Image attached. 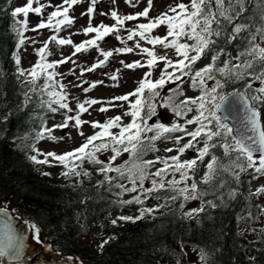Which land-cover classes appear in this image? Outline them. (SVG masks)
<instances>
[{"label": "snow or ice", "instance_id": "snow-or-ice-1", "mask_svg": "<svg viewBox=\"0 0 264 264\" xmlns=\"http://www.w3.org/2000/svg\"><path fill=\"white\" fill-rule=\"evenodd\" d=\"M81 2L82 0H63L61 5L54 6L47 20H40L32 31L49 28L59 32L63 27L71 25L74 23V18L69 16V9ZM34 3L38 6L33 7ZM98 3L99 0H90V6L81 15H88L90 18L96 15ZM126 3L131 5L132 0H126ZM147 4V7L134 15L121 16L114 9L110 13H101V15H111L115 21L112 25L101 22L94 27L90 19L83 33L85 35L95 33V36L79 44H73L70 38L50 36L43 42L42 47L36 49L39 58L30 69L20 68V56L15 55L14 62L19 75L24 76L25 83L31 85L29 92L35 94L39 91L42 95H46L48 99L42 100L41 103L46 104L51 112L65 110L63 122L54 125L53 128L75 127L78 134L84 136L82 127L89 123L94 130L93 134L87 136L78 147L60 154L54 151L41 153L33 146L36 154L30 155L28 159L37 165H51L52 161L58 162L64 168L60 175L66 178L90 176L91 174L82 167L85 161L98 165L97 171L104 177L103 181L97 182L98 186H103L105 183L112 185L116 180H126L127 184L123 182L116 184V187L120 189L118 194L122 196L126 192L137 193L131 199L120 200L121 204L143 205L154 192L161 190L175 193L169 198L172 201L178 197H182L184 201L200 200V207L183 213L186 218L192 219L204 211L205 203L209 207H217L212 200L206 202L203 200L208 193L199 190L195 178L198 163H202L205 157L210 156V160L205 166L206 170L200 183L210 184L221 177V174H226L238 184L241 174L249 170L253 179L264 176V121L261 120V108L258 107V105L264 106V0H189L188 4L181 2L170 6L167 12L160 13L154 18L149 17L153 0H147ZM44 7V4H39V0H27L23 6L12 9L11 17L17 25L13 28L18 37L17 48L25 42L24 31L27 30L29 13L42 15ZM20 14H23V20L15 19ZM140 17L148 18V22L126 29L127 40H134L138 36L139 40L135 42V49H139L141 54L147 56V59L143 63L139 60L132 61L125 64V67L129 69L147 67L149 71L144 73L132 92L113 97V100L128 103V109L124 115L130 116V121L123 123L121 116L108 118L103 123L82 120V114L87 113L92 105L101 101L88 99L78 102L75 109L70 107L68 94L64 91L65 85L55 80L57 73L54 69L58 64L69 62L71 57L48 61L49 42L55 41L61 46L72 45L74 48L72 55L96 47L103 59L86 69L81 68L82 74L85 71L92 72L107 64L114 52L131 53L135 50L126 45L103 50L99 49L98 41L104 40L109 35H116L117 40L123 43L124 38L119 35L120 28L125 21ZM162 25L166 26V35H151L153 29ZM140 40H144L152 47H142ZM157 45L165 50L172 48L177 59L173 60L167 55H157L155 52ZM232 47L236 50L235 56L231 54ZM209 54L210 62L199 69H194V65ZM222 56L227 58L220 63ZM160 62H163L164 67L161 69L159 78L153 80L151 79L152 69ZM121 63L124 62L121 61ZM73 71L70 69L69 74ZM185 77L189 78L191 88L198 90L199 95L189 97L184 94L181 83ZM111 78L115 81L118 76L113 75ZM41 79L44 82L38 86L37 82ZM209 81H212L211 86ZM238 81L245 82L242 88L225 91L228 85ZM86 83H91V87L94 88L103 82ZM169 83L176 84V87L169 89L167 95L161 96L160 90ZM254 83L258 86L253 87ZM84 91L88 89L85 88ZM178 96H184V99L177 103ZM25 97L30 99L28 93H25ZM130 97L135 99L130 100ZM107 103L111 104V101ZM53 105L56 106L53 107ZM158 106L170 110L174 116L171 124H165L162 121L149 123L154 117L160 115L157 111ZM99 110L107 112L108 108L102 106ZM192 112H195V115L188 119V114ZM179 117L185 118L183 123L175 119ZM231 120H235L236 124L233 125ZM188 125H195V128L189 131ZM114 128L119 130L114 132L112 131ZM45 132L49 134L50 139H57L51 135L52 129L48 128L38 133L37 139H43ZM148 133L153 134L149 136ZM172 133H183L174 137V148L165 149L166 152L175 151L176 155L156 156L151 160L143 159L146 151L157 150L154 144L156 140L171 138ZM166 134H168L167 137ZM185 137L190 139L181 145L180 142ZM217 148L222 152L220 156L215 154L214 150ZM193 149L196 152L194 157L181 159L186 151ZM107 152L111 155L106 160H101L99 154ZM124 154H128V159L116 164L117 158ZM41 155L43 159L38 158ZM156 164H160L161 167L151 171ZM110 173H115V176ZM42 174L51 175L48 172ZM168 176H171V179H167ZM146 180L150 181V187H145ZM225 185L226 181L223 178L219 179L217 187L223 188ZM262 193H264V185L259 186L253 194ZM229 195L234 196L235 189H231ZM218 199L222 200L223 195ZM161 207L164 205L158 204L152 208L140 207L138 215H123L117 219L135 223L143 219L146 213H154ZM180 207L183 208V204ZM13 219L14 217L6 207H0V264H5V261L7 264H24L26 237L17 234ZM117 219L112 220L113 225L117 223ZM28 228L32 231L36 243L42 244L41 229L35 223H28ZM112 239L115 237L102 241L98 246L99 249L103 250L104 245ZM44 247L46 251H51V245H44ZM206 258L207 254L201 249L199 252L201 264H206ZM73 259L61 257L55 264H64V260L72 261ZM36 264H46V262L37 260ZM177 264H180L179 260Z\"/></svg>", "mask_w": 264, "mask_h": 264}, {"label": "trees", "instance_id": "trees-1", "mask_svg": "<svg viewBox=\"0 0 264 264\" xmlns=\"http://www.w3.org/2000/svg\"><path fill=\"white\" fill-rule=\"evenodd\" d=\"M16 1L0 0L1 204L8 202L14 213L29 223H35L42 230L53 249L71 254L76 261L93 264H177L179 260L180 264H192V252L195 257L193 262L201 264L199 252L203 249L207 254L206 264H264V209L260 195L253 194L258 187L255 188L252 184L251 170L241 174L238 184L226 174H221V177L210 184L200 183L208 163L204 164V161L210 160V156L205 157L202 163H198L195 178L199 190L208 193L203 200H212L217 207L212 208L205 203L204 211L189 219L183 213L200 207L201 201H184L182 197L172 201L169 198L175 193L161 190L154 192L149 199L155 201L154 206L161 204L164 207L154 213H146L143 219L135 223L118 220V216L117 223L113 225L111 216L114 212L136 204L119 202L131 199L126 197L127 192L119 195L120 189L116 187L117 183L127 184L126 180H116L112 185L105 183L98 186L97 182L103 181L104 177L97 171L98 165L87 161L82 167L91 174L90 176L63 177L60 173L64 168L58 164L60 169L57 180L46 170V164L37 165L28 159L30 155L36 154L33 146L37 149L49 135L45 132L43 139H37V134L48 128L59 111L53 113L46 104L41 103L42 100L48 99L46 95L39 91L35 94L29 92L31 85L26 84L25 77L20 76L17 71L15 55L25 42L17 48L18 37L13 31L17 25L11 17ZM15 19L22 20L20 17ZM147 22L148 20H138L137 24ZM154 31L153 29L152 33ZM25 34L26 31L24 36ZM231 54L236 55L234 47L231 48ZM226 58L222 56L220 63ZM209 62L210 54L198 61L194 69H199ZM43 82L41 79L37 85H42ZM208 83L211 86L212 81ZM244 83L238 81L230 84L225 91L242 88ZM257 86L258 84H253V87ZM175 87L176 85L161 89V96L167 95L169 89ZM185 87L190 89L193 97L199 95L198 90L191 88L189 78L181 83L182 91L187 96ZM25 93H28L30 99L25 97ZM183 99L184 96H178L176 101L178 103ZM258 107L261 108L264 121V106ZM189 114L192 117L195 112ZM128 117L130 121L131 117ZM152 134L148 133L149 136ZM178 134L180 133H172L171 138L156 140L154 144L157 150L146 151L143 159L149 160L158 153L162 145ZM214 151L217 156L222 154L219 148ZM99 155L102 160V155L109 156L111 153ZM124 155L118 157L122 162L128 159V154ZM38 158L43 159L40 156ZM154 168L155 165L151 171H155ZM45 172L51 175H43ZM110 175L115 176V173ZM221 178L226 181V185L218 188L217 184ZM167 179H171V176ZM145 187H150V181H145ZM231 189H235L234 196L229 195ZM221 195L222 200L218 199ZM13 198L18 201L13 202ZM181 204L183 208L180 207ZM138 206L152 208L145 204ZM138 214L139 212L124 215ZM92 223L108 234L107 239L115 237L104 245L103 250H88L76 243L78 237L85 236L90 231Z\"/></svg>", "mask_w": 264, "mask_h": 264}, {"label": "rangeland", "instance_id": "rangeland-1", "mask_svg": "<svg viewBox=\"0 0 264 264\" xmlns=\"http://www.w3.org/2000/svg\"><path fill=\"white\" fill-rule=\"evenodd\" d=\"M100 7L97 9L99 15L97 17H89L88 15H81V13L86 12L87 8L90 6V0H82L81 3L74 5L69 9V16L74 18V23L69 26L63 27L59 32H54L52 29L43 28L37 31H32V29L40 22V20H47V16L50 12L54 10V6L61 5L63 0H39V4H44L45 7L42 10V15H37L30 12L28 15V26L25 34V45L18 51L20 56L21 63L20 68L30 69L32 65L38 60L36 49L43 46V42L48 40L52 35H57L60 38H70L73 41V44H79L82 41L91 39L95 36V33H89L85 35L83 29L88 26L89 20L91 19V24L95 27L101 22L106 25H112L115 23L111 15H101V13H110L113 9L118 12L119 15H129L135 14L142 11L145 7L148 6L147 0H132V4L126 3V0H99ZM27 0H17L15 7L23 6L26 4ZM188 4L189 0H153V6L149 12V17L154 18L160 13L167 12L170 6H174L178 3ZM51 5V6H49ZM134 5V6H133ZM38 6L37 3L33 4V7ZM14 7V8H15ZM67 7V5H65ZM101 12V13H100ZM20 17L23 20V14H20ZM138 20H148V18L140 17L135 20L125 21L123 27L120 28L119 35L124 38V42L117 40L116 35H109L102 41H98L99 49L110 50L118 47H133L135 49V42L139 40L137 36L134 40H127V31L126 29H132L136 26ZM151 34L153 36H164L166 35L167 29L166 26H160ZM35 41V43H33ZM142 47L151 48L152 45L146 43L144 40H140ZM48 49L50 55L47 56L48 61H58L64 59L65 57H71V60L67 63L58 64L54 71L57 73L55 80L62 82L65 85L64 91L68 94V102L70 107L73 109L76 108L78 102H83L88 99H96L101 101V103L92 105L87 113L82 114L81 119L85 121H100L103 123L105 120L115 116H121L123 118V123L129 121V117L125 116L124 113L128 109V103L125 101L113 100V97L121 96L126 93L132 92L137 86L138 82L144 76V73L149 71L147 67H137V68H126L125 64L131 63L132 61H141L142 63L146 61L147 56L140 53L139 49H135L131 53H115L111 59L114 60L108 66L98 67L92 72H83L81 73V68H88L93 63L98 60H102L103 56L100 54V51L96 47L89 48L88 51H82L72 55L74 48L72 45H58L55 41H51L48 44ZM157 55H167L169 58L175 60L177 59L176 54L172 48L165 50L162 46L157 45L155 48ZM74 61L75 63H73ZM123 61L124 63H121ZM164 64L160 62L159 65L152 69L151 79L155 80L159 78L161 69H163ZM74 70L72 74H69V70ZM171 71V69H169ZM113 75H117L118 79L115 81L111 78ZM185 77L184 79H186ZM91 81H102V84H97L96 87H88L86 82ZM179 83V82H178ZM76 85H80L77 87ZM176 84H166L164 88H170ZM87 88L88 91H84ZM185 92L187 96L193 97L190 89L185 87ZM130 100H134V97H130ZM111 101V104L107 103ZM104 106L108 108L107 112H101L99 109ZM163 110L168 115V120L165 124H171L174 116L170 113L168 108H161L158 106L157 111ZM65 110L61 109L54 116L52 121L48 125V129H52L51 135L57 137L56 140L49 138L42 141L37 149L41 153L48 151H54L57 154L70 151L78 147L81 143L84 142L85 138L93 134V128L89 123H86L82 127L84 136L78 134V130L75 127H70L66 132H63L61 128H53L54 125L60 124L63 122ZM72 115L74 113H68ZM188 119L191 118V114H188ZM180 123L184 122V117L175 118ZM188 130L191 131L195 128V125H188ZM114 132H117L114 129ZM178 135H183L180 133ZM63 137V139H60ZM189 137H185L180 143L181 145L186 143ZM174 137L165 145L160 148L159 154L156 156L165 157L176 155V152H166L167 148H174ZM196 155L195 149L186 151V153L181 157V159H190ZM123 156V155H122ZM125 156V155H124ZM156 156L152 157L154 159ZM107 155H102V160L107 159ZM126 157V156H125ZM40 158H43L41 155ZM51 159V158H50ZM122 161L117 158L116 164H120ZM207 162V160H206ZM161 167L160 164H156L155 168ZM60 167L58 162L52 161L51 165L46 164V170L50 171L55 179L58 180V172ZM253 185L255 188L258 186L264 185V176H259L253 180ZM137 195V193H126L127 198ZM261 197V206L264 209V193L260 194ZM13 202L18 201L16 198L11 199ZM155 201L151 199H146L144 201L145 206L154 207ZM1 206L9 208V203L1 204ZM139 206L137 204L132 205L131 207H126L120 211L114 212L111 216V220L116 219L120 215L126 213L136 214L138 212ZM42 234V233H41ZM43 235V234H42ZM108 234L104 233L99 227L92 223V228L85 236H80L76 239V243L81 246H85L86 249L97 251L98 246L102 241L107 239ZM44 240H46L43 235ZM42 249L41 244L36 243L33 239V236L30 238V255L40 252ZM195 260H192V262Z\"/></svg>", "mask_w": 264, "mask_h": 264}, {"label": "water", "instance_id": "water-1", "mask_svg": "<svg viewBox=\"0 0 264 264\" xmlns=\"http://www.w3.org/2000/svg\"><path fill=\"white\" fill-rule=\"evenodd\" d=\"M99 7H100V1L97 5V9ZM98 15H99V13L96 10V15H94V17H97ZM113 62H114V60L109 58V62L107 64L101 66V67L108 66ZM88 82H91V81H88ZM87 85H91V83H87ZM158 113H160V115H157L156 117H154V119L152 121H149L150 124L153 123L154 121H157V122L162 121L164 123L167 120V116L163 111H158ZM261 120H262V116H261ZM231 123L233 125H235L236 121L231 120ZM69 128L63 129V132H66ZM7 209L9 211V213L14 217L13 224H14V227L17 231V234L26 237V241H25L26 248H25L24 257H23L24 264H36L37 260L45 261L46 264H55V262L59 261L61 259V257H63V258L72 257V255L63 254L60 251H55L52 247H51V251H46L44 245H50V243H48L46 240H44L43 235L41 233H40L41 240H42L41 251L34 253L33 255L29 256V253H30L29 252V246H30L29 245V238L31 236V230L28 228V223H26L27 221L24 218H22V216H20L19 214L13 213L9 208H7ZM28 258H31V259H28ZM5 264H7V261H5ZM64 264H93V263L83 262V261L76 262L73 259L72 261L64 260Z\"/></svg>", "mask_w": 264, "mask_h": 264}]
</instances>
